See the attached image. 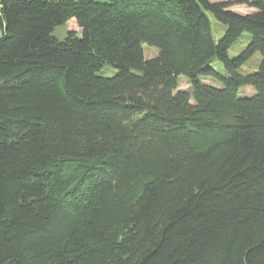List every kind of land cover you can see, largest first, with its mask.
I'll use <instances>...</instances> for the list:
<instances>
[{"label": "trees", "instance_id": "1", "mask_svg": "<svg viewBox=\"0 0 264 264\" xmlns=\"http://www.w3.org/2000/svg\"><path fill=\"white\" fill-rule=\"evenodd\" d=\"M241 2L0 0V264H264V0Z\"/></svg>", "mask_w": 264, "mask_h": 264}, {"label": "rangeland", "instance_id": "2", "mask_svg": "<svg viewBox=\"0 0 264 264\" xmlns=\"http://www.w3.org/2000/svg\"><path fill=\"white\" fill-rule=\"evenodd\" d=\"M210 1L227 2L229 3V7H228L229 10L241 15H246L254 12V9L250 8L247 4L242 3L241 2L242 0H210ZM208 17L211 23L212 38L215 42H217L224 35L226 27L217 20H215L211 15H208ZM68 32H73L78 35L81 34L80 28L77 26L76 22L73 19L67 21L64 25L56 26L53 29L52 35L57 40H62ZM0 36H1V32H0ZM249 40H250V36L247 33H243L241 37L228 49V56L231 58L237 56L246 47ZM142 48L145 59H151L158 55V50L154 47L143 45ZM259 62H260V55L255 54L249 61L245 63V65L242 66L240 72L241 73L255 72L257 70ZM213 67L215 68L216 71H218V73L220 74L225 73L223 67L217 62L213 63ZM115 73H116L115 69L105 65L101 68L99 75L108 77V76H113ZM207 83L216 87L221 86L219 82L210 83V81L207 80ZM178 87L180 90L189 89L187 80L182 76L178 77ZM237 94L240 97L251 96L252 94H254V90L251 87H241L238 90Z\"/></svg>", "mask_w": 264, "mask_h": 264}]
</instances>
